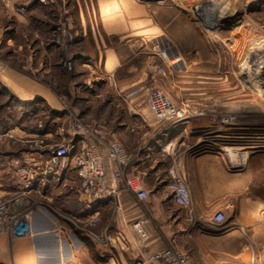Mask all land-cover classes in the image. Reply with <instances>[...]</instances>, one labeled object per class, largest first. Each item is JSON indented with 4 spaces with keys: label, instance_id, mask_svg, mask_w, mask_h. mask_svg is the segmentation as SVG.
<instances>
[{
    "label": "rangeland",
    "instance_id": "obj_1",
    "mask_svg": "<svg viewBox=\"0 0 264 264\" xmlns=\"http://www.w3.org/2000/svg\"><path fill=\"white\" fill-rule=\"evenodd\" d=\"M39 1L43 5L33 16L46 21V26L14 24L13 33L1 29L0 65L50 91L55 106L38 103L32 111L24 109L0 84V153L13 150L21 156L22 151L48 150L69 144L76 133L105 147L108 139L103 132L91 131L105 121L114 130H119V124L127 127L118 140L127 144L131 138L133 160L158 142L165 170L161 177L166 182L171 178L169 171L178 172L187 155H222L231 172L252 167L251 160H264V0H134V12H123L118 18L129 26L130 21L135 25L136 18L140 23L136 28L123 27L112 40L102 30L82 29L75 12L77 0ZM78 2L83 5L82 0ZM68 20L73 28L67 27ZM58 25L63 28L60 33L54 32ZM99 35L104 45L95 46ZM108 48L118 56L113 61L119 66L111 70L101 58L94 60L98 54L104 57ZM152 91L172 102L182 128L172 130V122L155 120L150 108ZM105 102L117 106L114 123L108 122L101 107ZM130 107H138L141 114ZM25 110L35 115L26 116ZM42 128L50 134L40 132ZM57 128L67 131L68 138H57ZM12 129L16 136L8 138ZM30 132L34 136L27 137ZM257 170L251 197H255L254 189L264 191V166ZM175 205L187 210L178 212L186 215L185 221L161 225L143 221L142 248L128 264H143L155 251L168 248L185 256L188 264H264V235L257 228L248 233L245 225L240 226L252 236L223 241L222 236L236 227L228 225L227 217L215 225L216 210L200 221L189 217L191 203L187 208ZM76 226L80 232L94 227L88 220ZM164 228H169L168 233ZM155 237L157 246H150ZM240 251L251 258L240 261L232 254Z\"/></svg>",
    "mask_w": 264,
    "mask_h": 264
},
{
    "label": "crops",
    "instance_id": "obj_2",
    "mask_svg": "<svg viewBox=\"0 0 264 264\" xmlns=\"http://www.w3.org/2000/svg\"><path fill=\"white\" fill-rule=\"evenodd\" d=\"M82 1L83 5H80L77 0L75 8L82 29L88 26L93 31L102 30L106 39L112 40L125 26L136 28L140 23V19L136 18L135 22L132 20L135 25H131L130 21L129 26L118 18L123 12H134V0ZM42 5L39 0H0V30H10L13 33L14 24H23L25 27L33 24L45 25L46 21L33 16V11ZM136 14H139V11ZM67 27L73 28L74 23L68 20ZM1 36L0 33V41ZM12 39L14 36L8 37L7 44H11ZM99 44L104 45L100 35L95 46ZM103 55L104 57H100L101 54H98L94 60L101 58L104 67H109L110 70L119 66L118 62L114 63L118 56L113 49H106ZM0 84L15 95L20 102L18 105L24 109L31 110L38 103H44L51 108L55 106L50 91L44 90L41 85L18 72L2 68L1 65ZM34 99L36 101L32 102ZM101 107L105 110L108 122L114 123L117 106L105 102ZM129 109L141 114L138 107ZM25 111L26 116L35 115L34 112ZM182 125L181 122L171 123V129L182 128ZM107 126L104 121L95 129L98 133L103 132L108 142L117 141L119 135L127 132V127L122 124L118 125L119 130ZM63 130L57 128L54 135L57 138L61 135L63 139L68 138V132ZM40 132L47 136L50 134L43 128ZM14 133L15 131L12 133L9 130L6 136L14 138ZM31 133L33 132L28 133L27 137L34 136ZM68 142L70 154H76L82 144L92 142V139L85 134L76 133ZM119 143L128 155L134 154L131 138L127 144L120 141ZM100 147L108 184L113 186L118 194L98 203H89L79 194V179L74 172L67 171L63 176H59L55 168H50L47 149L22 151L21 156L13 150L0 153V159H4L2 162L0 160V197L10 200L11 213H24L29 222V231L24 235L0 229V264H128L138 257L143 245L135 224L143 221L160 225L163 221H178L179 224L185 221L186 215L182 217L178 212L185 213L187 210L175 205L167 191V182L161 177L164 159L159 157L158 142H154L144 154L136 160L132 159L130 164L123 168L124 177L139 183L147 191V200H138L135 193L126 190L124 177L112 180V174L118 166L107 159L106 146ZM19 160L22 162L19 163ZM263 161L251 160L252 167L243 172H231L226 169L222 155L204 153L184 156L177 170L189 189V217L202 221L213 210L222 211L229 219L228 225L236 226L222 236L223 241L252 236L240 229V226L244 225L248 229L247 232L250 230L253 233L251 229L257 228V231L264 235V191L254 189L252 192L255 197L249 195L250 189L255 188L251 183H257V168L259 165L264 166ZM22 169L28 171L26 176L21 175ZM92 214L98 216L99 222L88 231L80 232L76 224L86 221ZM182 225L184 224L181 223L180 226ZM164 231L168 233L169 228H164ZM157 244V237L150 241V246L155 247ZM232 254L240 257V261H246L247 256L251 258L244 251Z\"/></svg>",
    "mask_w": 264,
    "mask_h": 264
},
{
    "label": "built area",
    "instance_id": "obj_3",
    "mask_svg": "<svg viewBox=\"0 0 264 264\" xmlns=\"http://www.w3.org/2000/svg\"><path fill=\"white\" fill-rule=\"evenodd\" d=\"M61 29L63 31V28L58 25L54 32L60 33ZM70 62L68 61L69 65ZM150 108L157 122H181L177 118V111L172 102L157 91H152L150 94ZM92 132L95 134L98 133V130L94 129ZM174 148L175 146L171 148V154L175 153ZM105 149L107 159L118 166L112 174V180H120L124 177L123 168L130 164L132 157L117 141L107 142ZM168 149L169 146L163 148L165 152H168ZM47 151L48 165L50 168H55L59 176H63L67 171L75 173L79 179L78 192L87 202L98 203L117 196V190L108 184L103 167L104 156L99 142L92 140V142L82 144L76 154H70L69 144L49 147ZM169 173L171 178L166 183L167 191L175 204L187 208L190 205V195L185 179L179 172L170 170ZM27 174L28 171L21 170L22 176ZM124 187L129 192L135 193L138 200L148 199L147 191L139 183L132 182L126 176L124 177ZM87 220L91 226H95L99 222L98 216L94 214ZM223 222H225L224 213L220 210L216 211L212 217V223L218 225ZM141 225L142 222H138L134 227L144 239L146 233L141 229ZM0 229L16 235H24L29 231L27 216L24 213H11L10 200L2 197H0ZM143 264H188V261L182 254L168 248L155 251L143 261Z\"/></svg>",
    "mask_w": 264,
    "mask_h": 264
},
{
    "label": "bare ground",
    "instance_id": "obj_4",
    "mask_svg": "<svg viewBox=\"0 0 264 264\" xmlns=\"http://www.w3.org/2000/svg\"><path fill=\"white\" fill-rule=\"evenodd\" d=\"M198 141V140H197ZM211 142V141H210Z\"/></svg>",
    "mask_w": 264,
    "mask_h": 264
}]
</instances>
